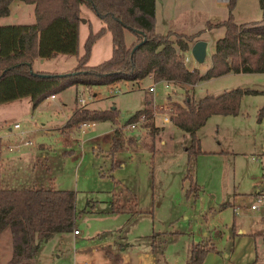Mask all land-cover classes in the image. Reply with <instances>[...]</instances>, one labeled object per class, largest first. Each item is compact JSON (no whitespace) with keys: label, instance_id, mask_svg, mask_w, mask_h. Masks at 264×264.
<instances>
[{"label":"rangeland","instance_id":"rangeland-1","mask_svg":"<svg viewBox=\"0 0 264 264\" xmlns=\"http://www.w3.org/2000/svg\"><path fill=\"white\" fill-rule=\"evenodd\" d=\"M155 11L157 33L175 28L186 35L199 32L198 38L207 40L201 62L184 52L186 66L204 72L214 40L223 35V27L208 29L207 23L227 17L226 1L155 0ZM230 12L235 23L261 17L258 0H235ZM152 83L154 91L148 92ZM76 86L85 99L77 102L80 107H113L115 122L96 121L84 132L78 123L61 134L67 109L61 110L60 103L72 106L75 98L73 88L63 89L62 101H40L33 115L18 120L20 127L11 129L14 141L9 138L10 150L0 165V180L9 188L72 190L75 195L78 234H52L39 243L28 264H186L192 246L207 250L199 264H264V196L256 210L249 209L257 193L264 194V115L257 118L264 93L243 94L236 115L209 116L195 132L200 152L189 157L187 133L161 119L186 94L198 99L236 87L264 91V73H228L195 86L169 82L167 88L148 76ZM146 101L148 119L126 129L129 117ZM115 127L122 138L134 141L125 139L111 157L110 131ZM37 144L49 148L37 152ZM10 254L5 228L0 232V264Z\"/></svg>","mask_w":264,"mask_h":264},{"label":"trees","instance_id":"trees-1","mask_svg":"<svg viewBox=\"0 0 264 264\" xmlns=\"http://www.w3.org/2000/svg\"><path fill=\"white\" fill-rule=\"evenodd\" d=\"M13 0H0V17L9 12ZM33 5L31 24H0V103L29 97L35 107L44 98L77 84L102 85L118 80L137 81L151 75L153 81L194 85L200 80L226 73H264V0H258V20L235 23L231 9L235 0H226L225 19L207 23V28L223 27V35L214 40L209 67L203 72L189 69L184 52L200 34H182L174 30L155 31L154 0H18ZM88 8L102 23L89 32L78 55L80 6ZM107 31L111 38L108 58L87 65L93 41ZM128 33L129 38L126 36ZM141 42L134 50L132 47ZM57 54L76 56L74 67L65 73L34 71L35 58L49 59ZM42 74H49L43 76ZM248 88H232L218 95L206 94L194 99L186 94L172 103V124L187 133V156L200 152L196 130L214 114L236 115L243 94H257ZM148 101L134 111L128 121L140 114L148 119ZM264 115V105L257 118ZM115 108L98 110L75 105L65 122L71 129L82 121L115 122ZM126 138L112 130L108 154L112 157ZM128 142L134 139L129 137ZM112 164H117L112 161ZM74 192L43 187H3L0 182V232L7 228L11 254L6 264H28L39 243L52 234L74 229ZM207 250L191 247L186 264H199Z\"/></svg>","mask_w":264,"mask_h":264},{"label":"crops","instance_id":"crops-1","mask_svg":"<svg viewBox=\"0 0 264 264\" xmlns=\"http://www.w3.org/2000/svg\"><path fill=\"white\" fill-rule=\"evenodd\" d=\"M218 1H222V0H218ZM224 1H226V0H224ZM154 16H155V26H156L155 0H154ZM0 22H3V24H20V23L31 24V23H33L34 22L33 5L29 4V3H23V2L18 1V0H13L9 4L8 14L6 16L0 17ZM101 26H102L101 21L88 8H86L84 5H81L80 6V20H79V25H78V55L81 54V52H82L83 42H84L87 34L90 31L91 32L97 31ZM172 29L174 30L175 28H172ZM208 29H211V28H208ZM126 36L129 38L130 35L128 33H126ZM198 39L199 38H197L196 40H198ZM204 41L206 42V45H205V50H206L207 40L204 39ZM191 44L192 43L189 44V48H190ZM189 48H188V50H189ZM96 52H99V53L97 54ZM110 52H111V38H110L109 33L107 31H104L100 36H98L93 41V43L91 45V49H90V54H89V57L87 60V65H95V64L105 60L106 58L109 57ZM210 54H211V52H210ZM210 54L208 55V60H209ZM75 63H76V56L75 55L57 54L54 57L49 58V59L35 58L33 60V63H32V69L34 71L40 70V71H45V72H50V73H65V72H68L69 70H71L74 67ZM191 67H195V66H191ZM208 67H209V64H208V66H206V68H208ZM197 69H199V68H197ZM229 73H231V72H229ZM226 74H228V73H226ZM233 74H241V73H233ZM244 74H251V73H244ZM147 76L151 78L150 74ZM80 85H82V84H80ZM195 85H196V83L194 84V86ZM68 88L74 89V97L75 98H73L74 99L73 104H72V106H67L66 104H64L62 102V103H60V106H59V108L61 110L63 107H65V109H67L65 121H64V123H63V120L61 121L62 124L60 125V128L58 129V132H60L61 134H65V135L69 131L64 126L65 122L68 119L69 115L71 114V111L73 110L75 105H78L77 100H76V96H78L80 94V91L77 90L76 85L69 86L65 89H68ZM257 91H259V93H264V91H261V90H257ZM61 92L54 94L53 97L48 96V97L44 98L43 100L48 99L49 101H52V102H54V100L56 98L61 100L60 99L61 98L60 97ZM43 100H41V102ZM41 102H39L35 107H32L29 97L24 96L21 98H17L14 100H10L7 102L0 103V128L5 129L4 132H0V165L3 163V161L7 157L4 152L10 150V148L8 147L10 144L9 138H10V141H12V142L14 141V140H11V139H13V137L11 136V134H12L11 129H18L20 127V125H19L18 128H13V124L14 123L19 124L18 120L20 118H22L24 120L28 119L31 115H33V112L37 111ZM62 127H64L63 131L61 130ZM112 130L110 131L111 135H112ZM64 132H66V133H64ZM18 138H21V137H18ZM45 148H49V147L44 146L42 144H37L35 146V150H37V152L45 150ZM0 182H1V185L3 187H9L7 182L4 181L2 178H1ZM237 232L242 233L243 231L241 229H238ZM77 234H74V235H77ZM121 251H124V248L121 247ZM119 259H121L120 256H119ZM148 261H149V259H148ZM136 264H137V262H136Z\"/></svg>","mask_w":264,"mask_h":264},{"label":"built area","instance_id":"built-area-1","mask_svg":"<svg viewBox=\"0 0 264 264\" xmlns=\"http://www.w3.org/2000/svg\"><path fill=\"white\" fill-rule=\"evenodd\" d=\"M183 62H184L185 65L188 63V58L185 55L183 57ZM189 69H192V67H189ZM156 82H162V83H164V87L165 88L168 87V83H169V82H166V81H156ZM154 85H155V83H152L151 85H148L146 87L147 91L148 92H153L154 91V88H155ZM50 97H53V95H50ZM76 100L80 104H84L85 103V99L83 97H81V96H78V98L76 97ZM171 112H172V108H168V112L167 113H164L163 115H161V119H162L163 122L169 121ZM145 120H146L145 119V115L144 114H140L136 119H134V120H132V121H130V122L127 123L126 129H128V130L135 129L136 126L139 123H143ZM93 123L94 122L82 121V122H80L78 124V129H79L80 132H84L85 129L87 127L91 126ZM18 127H19V124L18 123H14L13 124V128H18ZM22 141H23V143H29L28 140H22ZM8 147L10 148V146H8ZM263 196H264L263 193H257L256 202L250 204L249 205V209L250 210H256L258 208L259 204L263 201ZM233 211H234V213H236L237 212V208H233ZM263 227H264V224H263ZM72 233L73 234H77V230L74 228L72 230ZM81 264H88V263L86 261H84Z\"/></svg>","mask_w":264,"mask_h":264},{"label":"water","instance_id":"water-1","mask_svg":"<svg viewBox=\"0 0 264 264\" xmlns=\"http://www.w3.org/2000/svg\"><path fill=\"white\" fill-rule=\"evenodd\" d=\"M141 42L142 41L135 44L131 50H134L137 46H139L141 44ZM205 45H206V42L204 40L198 39V40H195L189 48V51H190L192 57L198 62H201L204 59ZM42 75L43 76H49V74H42ZM45 240L46 239H44V241Z\"/></svg>","mask_w":264,"mask_h":264}]
</instances>
